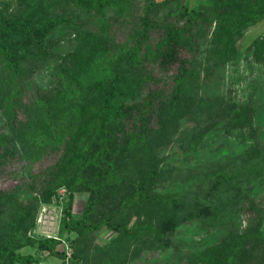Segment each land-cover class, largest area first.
<instances>
[{"label":"trees","instance_id":"obj_1","mask_svg":"<svg viewBox=\"0 0 264 264\" xmlns=\"http://www.w3.org/2000/svg\"><path fill=\"white\" fill-rule=\"evenodd\" d=\"M202 3L207 8L178 0H0V173L16 163L18 178L0 189V264H37L23 246L58 264H135L143 251L166 248L178 225L219 216L204 201L163 189L174 177L162 150H187L216 125L223 135L246 127L254 108L225 106L213 81L244 31L264 18V0ZM59 27L75 40L66 52L50 41ZM247 51L264 73V36ZM36 74L52 81L45 87ZM259 160L264 166V155ZM227 179L215 170L205 195ZM59 188L57 232L36 234V210ZM74 193L85 194L78 217ZM260 221L188 259L253 264L259 252L254 264H263ZM102 228L109 237L96 240ZM58 244L71 248L68 256Z\"/></svg>","mask_w":264,"mask_h":264},{"label":"rangeland","instance_id":"obj_2","mask_svg":"<svg viewBox=\"0 0 264 264\" xmlns=\"http://www.w3.org/2000/svg\"><path fill=\"white\" fill-rule=\"evenodd\" d=\"M178 1L189 6L207 8L202 0ZM7 12L16 14L22 12V8L12 10L9 6ZM58 12L61 15L71 13ZM62 31L63 27H59L50 36V41L54 49L66 52L75 40H72L73 37L71 40L63 39ZM259 36H264V18L244 31L236 43L237 55L221 65L220 79L217 82L214 78L216 85L213 81V88L222 96L225 106L254 108L247 116L249 120H245L246 127L223 135L219 131H213L218 127L216 125L199 143L187 145V150H180L175 144L162 150L166 160L173 165L174 177L163 182V189L174 191L190 200L204 201L217 208L219 216L204 222L189 220L178 225L169 235L170 244L166 248L143 251L134 260L135 264H195L188 259L192 253L218 242L225 234L243 230L258 217L261 218L264 231V166L259 160L264 155V73L262 63L247 51L248 44ZM36 76L45 87L49 80L52 81V78H45L46 75L40 78L39 75ZM207 162H210V165ZM16 165L14 163L0 173V189L9 188L18 181L12 174ZM215 170H224L228 179L218 190H211L212 194L207 197L205 193L207 190L209 192L211 175ZM63 197L64 189L59 188L57 196L50 203L39 204L33 228L36 234H56ZM84 198V193H74L71 206L73 217L79 216ZM250 201L254 204L252 209L249 207ZM222 214L226 216L220 218ZM107 237L109 233L103 228L96 233V240L103 241ZM56 248H65L66 256L71 252V248L63 244H58ZM19 250L33 253L38 258L37 264L59 262L57 257L36 252L29 246H23ZM259 255V252L255 253L253 264L259 259Z\"/></svg>","mask_w":264,"mask_h":264},{"label":"built area","instance_id":"obj_3","mask_svg":"<svg viewBox=\"0 0 264 264\" xmlns=\"http://www.w3.org/2000/svg\"><path fill=\"white\" fill-rule=\"evenodd\" d=\"M43 235L46 236V237L54 236L52 234H43Z\"/></svg>","mask_w":264,"mask_h":264}]
</instances>
